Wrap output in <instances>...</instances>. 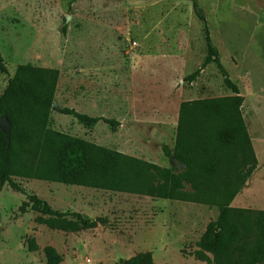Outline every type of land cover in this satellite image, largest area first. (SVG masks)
<instances>
[{"label": "rangeland", "instance_id": "obj_1", "mask_svg": "<svg viewBox=\"0 0 264 264\" xmlns=\"http://www.w3.org/2000/svg\"><path fill=\"white\" fill-rule=\"evenodd\" d=\"M206 26L245 98L242 114L258 161L232 207L264 211V0H0V53L7 68L0 72V95L20 65L58 69L57 109L121 125L86 127L53 110V130L184 171L167 159L177 127L170 135L157 124L173 119L182 102L233 95L215 64L187 81L207 56ZM14 181L56 211L102 223L79 233L52 230L38 222L47 217L21 211L26 196L6 186L0 191V264H46L47 246L63 256L62 264H122L144 252L157 264H216L211 255L208 263L194 254L217 207ZM31 238L40 248L34 253Z\"/></svg>", "mask_w": 264, "mask_h": 264}, {"label": "trees", "instance_id": "obj_2", "mask_svg": "<svg viewBox=\"0 0 264 264\" xmlns=\"http://www.w3.org/2000/svg\"><path fill=\"white\" fill-rule=\"evenodd\" d=\"M205 40L204 64L187 81L194 82L203 69L215 64L233 95L181 103L171 157L184 171L162 168L53 130V110L86 127L103 122L116 128L121 123L73 108L53 109L60 71L24 64L17 67L0 95V117L9 123L8 132L0 128V191L9 186L25 195L21 211L30 208L47 217L39 223L70 233L95 229L102 220L56 211L14 178L217 207L219 215L196 244L195 258L210 263L211 255L216 264H264V211L232 207L258 164L242 114L245 98L221 63L207 26ZM0 72L7 73L1 53ZM28 248L32 253L40 250L34 238L29 239ZM44 255L46 264L64 261L52 246L44 248ZM122 264L157 263L152 253L144 252Z\"/></svg>", "mask_w": 264, "mask_h": 264}, {"label": "crops", "instance_id": "obj_3", "mask_svg": "<svg viewBox=\"0 0 264 264\" xmlns=\"http://www.w3.org/2000/svg\"><path fill=\"white\" fill-rule=\"evenodd\" d=\"M178 119H179V112L177 114H175V117L173 119L166 116V117L162 118V122L157 124L156 129L157 130H159V129L163 130V132L167 130V131H169V134L172 135V133L174 132V130L176 129V127L178 125ZM167 159L170 161L168 164V165H170L173 162V159H172V157L167 158ZM234 201H233V203H234Z\"/></svg>", "mask_w": 264, "mask_h": 264}, {"label": "water", "instance_id": "obj_4", "mask_svg": "<svg viewBox=\"0 0 264 264\" xmlns=\"http://www.w3.org/2000/svg\"><path fill=\"white\" fill-rule=\"evenodd\" d=\"M55 108H57V104H56V103L53 104V109H55ZM1 126H6V127H7L6 132H8V130H9V123H8V121H7L5 118H3V117H0V128L2 129ZM2 130H3V129H2ZM3 131H4V130H3ZM4 132H5V131H4Z\"/></svg>", "mask_w": 264, "mask_h": 264}]
</instances>
